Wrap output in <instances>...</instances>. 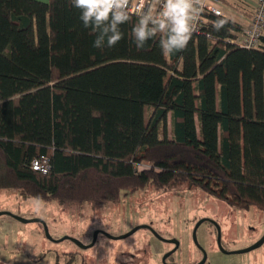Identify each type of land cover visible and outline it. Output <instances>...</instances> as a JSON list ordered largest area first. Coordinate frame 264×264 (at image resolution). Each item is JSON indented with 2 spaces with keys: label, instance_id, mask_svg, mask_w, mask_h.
<instances>
[{
  "label": "trees",
  "instance_id": "trees-1",
  "mask_svg": "<svg viewBox=\"0 0 264 264\" xmlns=\"http://www.w3.org/2000/svg\"><path fill=\"white\" fill-rule=\"evenodd\" d=\"M182 19L0 0V190L81 208L190 184L264 212V35L241 48L229 18L206 14L201 35Z\"/></svg>",
  "mask_w": 264,
  "mask_h": 264
},
{
  "label": "rangeland",
  "instance_id": "rangeland-1",
  "mask_svg": "<svg viewBox=\"0 0 264 264\" xmlns=\"http://www.w3.org/2000/svg\"><path fill=\"white\" fill-rule=\"evenodd\" d=\"M150 114L151 107H147L146 118ZM0 212L41 219L55 240L68 236L87 245L97 231L120 237L149 225L163 238L180 241V248L168 260L170 264H198L204 252L206 264H264V244L244 254L221 252L217 229L211 223L199 228L195 243L196 224L208 218L219 223L226 251L247 249L264 236V212L256 207L236 209L190 184L167 190L151 186L123 195L115 203L85 204L81 208L26 200L15 191L0 190ZM174 248L150 230L140 229L119 240L99 234L96 244L84 250L71 240H50L41 223L25 224L11 216L0 217V264H82L84 260L88 264H164V256Z\"/></svg>",
  "mask_w": 264,
  "mask_h": 264
},
{
  "label": "built area",
  "instance_id": "built-area-1",
  "mask_svg": "<svg viewBox=\"0 0 264 264\" xmlns=\"http://www.w3.org/2000/svg\"><path fill=\"white\" fill-rule=\"evenodd\" d=\"M160 0L154 4L151 0H108L110 9L123 12L147 22H152L167 29L176 26L178 15L183 13L181 31L185 35H201L205 33V15L224 16L220 9L221 0ZM256 6L251 17L250 25L237 35L230 43L241 48H257L264 35V0H256ZM32 167L35 171L47 174L50 161L46 157L34 160Z\"/></svg>",
  "mask_w": 264,
  "mask_h": 264
},
{
  "label": "water",
  "instance_id": "water-1",
  "mask_svg": "<svg viewBox=\"0 0 264 264\" xmlns=\"http://www.w3.org/2000/svg\"><path fill=\"white\" fill-rule=\"evenodd\" d=\"M11 216L13 218H15L16 220L22 222V223H25V224H29V223H41L44 225V228H45V232H46V235L47 237L52 240V241H55V242H62V241H65V240H71L72 242H74L79 248L81 249H89V248H92L96 242H97V238H98V235L99 234H104L105 236L111 238V239H115V240H119V239H125V238H128L132 235H134L136 232H138L140 229H147V230H150L156 238H158L159 240L163 241V242H166V243H170V244H174L175 245V248L168 252L164 258H163V262L164 264H168L167 263V260L169 259V257L175 253L179 248H180V241L178 239H165L163 238L160 234H158L153 228L152 226H149V225H144V226H139L137 228H135L133 231L129 232L128 234L124 235V236H120V237H112L104 232H101V231H97L94 235V238H93V241L91 242V244H84L83 242H81L80 240H77V239H74V238H71V237H68V236H65L59 240H55L49 233V229L47 227V224L41 220V219H23V218H20L18 216H15L9 212H0V217L2 216ZM206 222H209L211 224H213L216 229H217V232H218V246L221 250V252H223L224 254L226 255H232V254H244V253H249L251 251H254L256 249H258L259 247H261L263 244H264V236L257 242L255 243L253 246L247 248V249H244V250H241V251H236V252H229V251H226L222 245V231H221V227L219 225L218 222H216L215 220H212V219H208V218H205V219H202L200 220L195 228H194V231H193V238H194V241L196 244H198V238H197V233H198V230L199 228ZM207 254L206 252H204V257L203 259L201 260V262H199L198 264H206L207 263ZM171 264H174V263H171Z\"/></svg>",
  "mask_w": 264,
  "mask_h": 264
},
{
  "label": "crops",
  "instance_id": "crops-1",
  "mask_svg": "<svg viewBox=\"0 0 264 264\" xmlns=\"http://www.w3.org/2000/svg\"><path fill=\"white\" fill-rule=\"evenodd\" d=\"M44 3L49 0H38ZM101 4H107L108 0H98ZM154 4L160 0H151ZM178 2L177 0H173ZM256 0H221L220 9L226 18L231 19L239 25L240 34L243 30L249 27L253 11L256 6Z\"/></svg>",
  "mask_w": 264,
  "mask_h": 264
},
{
  "label": "flooded vegetation",
  "instance_id": "flooded-vegetation-1",
  "mask_svg": "<svg viewBox=\"0 0 264 264\" xmlns=\"http://www.w3.org/2000/svg\"><path fill=\"white\" fill-rule=\"evenodd\" d=\"M207 223H209V222H207ZM212 225H213V224H212ZM213 226H214V225H213ZM168 244H169V245H173V246H175L174 244H170V243H168ZM172 256H173V255H172ZM172 256H170L169 259H170ZM169 259H168V260H169ZM168 260H167V263L170 264V262H168Z\"/></svg>",
  "mask_w": 264,
  "mask_h": 264
}]
</instances>
